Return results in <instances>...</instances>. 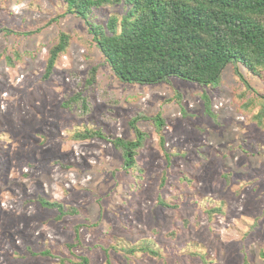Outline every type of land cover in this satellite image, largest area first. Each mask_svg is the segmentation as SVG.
Listing matches in <instances>:
<instances>
[{
	"label": "rangeland",
	"instance_id": "1",
	"mask_svg": "<svg viewBox=\"0 0 264 264\" xmlns=\"http://www.w3.org/2000/svg\"><path fill=\"white\" fill-rule=\"evenodd\" d=\"M122 1L91 21L119 18ZM64 10L63 0H0V264H264V116L240 105L264 96V68L228 64L215 87L122 83L83 20L48 23ZM60 32L70 41L45 79ZM156 113L168 157L150 120L137 122L146 137L131 168L107 140L72 138L129 141L128 120Z\"/></svg>",
	"mask_w": 264,
	"mask_h": 264
},
{
	"label": "trees",
	"instance_id": "2",
	"mask_svg": "<svg viewBox=\"0 0 264 264\" xmlns=\"http://www.w3.org/2000/svg\"><path fill=\"white\" fill-rule=\"evenodd\" d=\"M63 1L65 10L48 23L66 15L83 20L92 42L119 82L152 85L176 77L202 87H215L228 64L240 63L251 72L264 68V0H123L122 15L119 18L108 17L104 26L91 21L92 9L120 0ZM5 31L12 32L8 29ZM68 41L69 35L60 32L55 43L48 49L45 79L49 77L58 56L67 48ZM234 73L244 88L251 90L236 67ZM206 98L202 95L208 113ZM73 100L76 101L77 97ZM253 103L259 105L255 118L261 122L264 116V96L255 94L252 99H246L240 105ZM140 120L151 121L159 148L165 155L161 134L164 120L161 113L151 117L141 114L131 117L128 126L133 139L129 141L121 138L107 139L100 132L89 130L75 133L72 138L84 140L96 137L107 140L122 152L123 166L131 168L146 137L137 126ZM40 204L48 209H56L60 215L65 214L57 202L41 200ZM85 263L87 259L81 257L79 264ZM105 264L111 263L106 261Z\"/></svg>",
	"mask_w": 264,
	"mask_h": 264
},
{
	"label": "clouds",
	"instance_id": "3",
	"mask_svg": "<svg viewBox=\"0 0 264 264\" xmlns=\"http://www.w3.org/2000/svg\"><path fill=\"white\" fill-rule=\"evenodd\" d=\"M22 6V5H21ZM14 10H18V8L17 9H14Z\"/></svg>",
	"mask_w": 264,
	"mask_h": 264
}]
</instances>
